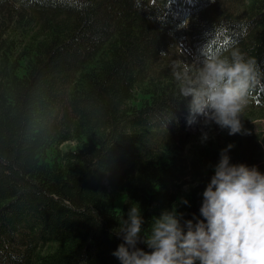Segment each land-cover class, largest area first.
Wrapping results in <instances>:
<instances>
[{
    "label": "trees",
    "instance_id": "obj_1",
    "mask_svg": "<svg viewBox=\"0 0 264 264\" xmlns=\"http://www.w3.org/2000/svg\"><path fill=\"white\" fill-rule=\"evenodd\" d=\"M187 36L195 57L236 48L264 73V0H0V264H120L113 230L134 204L142 235L174 205L203 219L227 145L264 173V87L240 117L248 134L185 156L191 98L156 65Z\"/></svg>",
    "mask_w": 264,
    "mask_h": 264
},
{
    "label": "clouds",
    "instance_id": "obj_2",
    "mask_svg": "<svg viewBox=\"0 0 264 264\" xmlns=\"http://www.w3.org/2000/svg\"><path fill=\"white\" fill-rule=\"evenodd\" d=\"M172 76L180 99L191 98L189 128L202 119L203 127L214 123L229 136L248 134L241 114L253 92L264 87V73L255 58L246 59L236 48L229 55L212 54L206 44L191 64L174 63ZM207 139L202 132V142ZM233 148L229 144L220 152L202 194V220H185L174 205L153 218L150 230L142 235L140 207L130 208L127 219L113 230L123 241L112 253L120 264H264V173L256 166L231 163ZM181 203L190 206L186 199Z\"/></svg>",
    "mask_w": 264,
    "mask_h": 264
},
{
    "label": "rangeland",
    "instance_id": "obj_3",
    "mask_svg": "<svg viewBox=\"0 0 264 264\" xmlns=\"http://www.w3.org/2000/svg\"><path fill=\"white\" fill-rule=\"evenodd\" d=\"M194 58H195V54H194V51H193L192 46H191L190 37L188 36L183 42H181L175 48L171 49L168 52L166 58L164 60L160 61L156 65V68L158 66H163V65H166L168 63H171V66L174 63H178L182 67L184 63L191 64L193 62ZM193 75H195V68L193 69ZM248 109H249V107L247 106L246 109L241 114V116L243 114L245 115L247 113ZM253 125H254L257 132L264 134V120L253 121ZM190 131L193 135V138H192L191 143L187 146V148L185 150V156L187 158H189L191 156V151H192L193 146L201 144L202 132H206L208 134V138H209V137H213V136H218L219 133L224 131V130H221L214 123L208 127H203L202 126V119H201V121L199 123H197L196 125H194L193 127L190 128ZM72 144L73 143L64 144L62 147L66 148L68 145H72ZM185 179L188 180L189 177H186ZM123 203H124V199H123V196L121 194V195L117 196L115 199L116 208L118 210H120L123 206Z\"/></svg>",
    "mask_w": 264,
    "mask_h": 264
},
{
    "label": "bare ground",
    "instance_id": "obj_4",
    "mask_svg": "<svg viewBox=\"0 0 264 264\" xmlns=\"http://www.w3.org/2000/svg\"><path fill=\"white\" fill-rule=\"evenodd\" d=\"M254 112V111H253Z\"/></svg>",
    "mask_w": 264,
    "mask_h": 264
}]
</instances>
